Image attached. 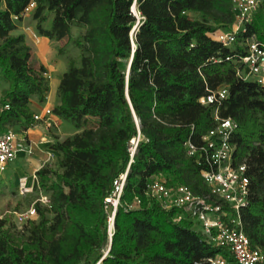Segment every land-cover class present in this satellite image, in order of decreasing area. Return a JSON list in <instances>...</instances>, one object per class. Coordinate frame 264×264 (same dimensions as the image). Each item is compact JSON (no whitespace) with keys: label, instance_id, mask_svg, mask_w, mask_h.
Here are the masks:
<instances>
[{"label":"trees","instance_id":"16d2710c","mask_svg":"<svg viewBox=\"0 0 264 264\" xmlns=\"http://www.w3.org/2000/svg\"><path fill=\"white\" fill-rule=\"evenodd\" d=\"M29 2L37 36L66 39L78 50L59 77L51 107L78 132L50 144L60 156L34 172L48 199L47 206L34 203L36 219L17 230L0 218V264H206L216 253L230 259L189 216L174 221L179 211L145 195L156 175L167 186L208 194L203 165L186 155L183 143L200 146L214 126L212 106L199 99L220 86L226 95L217 115L235 124L232 163H244L248 179L240 229L264 256V86L236 74L246 40L264 47V0L230 45L211 33L234 21L232 0H0L7 104L0 132L32 126L29 101L44 102L49 89L45 68L30 62L24 35L11 34ZM124 171L108 237L103 198ZM135 200L138 206L127 208Z\"/></svg>","mask_w":264,"mask_h":264},{"label":"built area","instance_id":"2783aa9c","mask_svg":"<svg viewBox=\"0 0 264 264\" xmlns=\"http://www.w3.org/2000/svg\"><path fill=\"white\" fill-rule=\"evenodd\" d=\"M259 0H232L234 21L227 30H217L211 33L214 40L223 45L234 42L238 33H243L245 24L250 22L251 16L258 6ZM34 7L29 2L22 11L27 15ZM15 19V17H13ZM34 38L35 35L33 34ZM246 53L240 58L241 69L236 73L243 79H252L258 85L264 86V47L254 40L245 41ZM4 84L0 80V112L7 109L2 102ZM226 89L223 86L209 91L199 99L202 105L212 106L214 126L201 136L200 146H194L185 141L186 155L201 161L203 167L200 172L203 183L207 186L208 194L198 196L192 194L184 185L167 186L160 175L153 176L146 185L145 195L164 209L177 210L179 213L174 221L181 216H189L196 229L210 243L222 247L229 254L227 259L216 253L206 259V264H262L263 253L258 248L249 245V241L240 229L239 210L245 205L247 197L248 179L245 176L244 163L233 164V145L229 138L235 129V124L229 118H220L216 106L225 97ZM55 115L51 108L44 106L40 111L32 113V126L40 124L44 129L55 125ZM29 128V127H28ZM138 137L129 141V159H131ZM30 146L25 142L24 135H16L11 130L0 132V190L3 188L8 166L19 153L30 152ZM125 174H119L112 180L111 188L103 198L106 221L108 223V237L111 234L113 217L122 192ZM33 177V176H32ZM25 177L18 180L16 190L18 194H31L38 191L32 188ZM48 205L47 196L40 193L24 210L14 212L13 224L17 230L29 221L36 219L34 203ZM135 200L127 208L137 207Z\"/></svg>","mask_w":264,"mask_h":264},{"label":"rangeland","instance_id":"374dc122","mask_svg":"<svg viewBox=\"0 0 264 264\" xmlns=\"http://www.w3.org/2000/svg\"><path fill=\"white\" fill-rule=\"evenodd\" d=\"M11 34L14 33L11 32ZM33 34L35 35L34 38L32 37ZM32 35H30L32 41L28 40L31 46L30 62L34 66H37L39 64L41 65V62H43L44 68L46 70L45 75L49 80V87L51 89V94L48 96L47 99L45 98L44 102L40 103L39 105L41 110L44 106H48L51 108L55 104L56 86L61 71H64L63 69H65V65L68 60L70 59L77 60L78 50L71 43L67 42L66 39H62L60 41H51V40L44 41V40H40L38 38L39 36H37L34 32L32 33ZM54 119H55V125H53L51 128L44 129L40 124H36V126L29 128H36L37 126H40V128L44 131L42 135L43 136L45 135V137L49 142V145L56 141H63L64 139H67L71 137L74 133L78 132V130L74 129L69 123L62 121L58 118H54ZM9 130L14 132L16 135L19 136L24 135V133H22L24 129L17 125L11 126ZM24 139L31 149L29 153L26 152L20 153V156L24 158L33 157V152L36 150V146L31 142L27 141L25 136ZM41 140L42 139L39 138L38 142H42ZM40 144L41 146H45L44 143H40ZM54 161H52V163L50 164H53ZM15 165L18 166L17 162L15 163ZM13 167L14 165H11L9 169L10 168L12 169ZM9 172L7 171V174ZM6 180L7 181L4 183L3 188L0 190V218H5L8 220V222L13 223L14 221L13 213L20 212L25 208H27V206L34 199L38 197L39 191H35L34 193L31 194H18L16 190L17 182L15 178L13 176H9V178ZM107 229H108V223L106 221V232Z\"/></svg>","mask_w":264,"mask_h":264},{"label":"crops","instance_id":"0c3cea01","mask_svg":"<svg viewBox=\"0 0 264 264\" xmlns=\"http://www.w3.org/2000/svg\"><path fill=\"white\" fill-rule=\"evenodd\" d=\"M34 32V24L30 18V14L24 15L22 17V20L20 21L18 27L12 31V33L15 34H23L25 44L31 49V46L28 42V40H31L30 35ZM35 33V32H34ZM40 40L48 41L44 37H38ZM41 65L44 67L43 62H41ZM64 70V69H63ZM61 71V70H60ZM59 71V72H60ZM63 71H61L62 73ZM61 75V74H60ZM48 86H49V80H48ZM55 88V87H54ZM51 94V89L49 87L48 93L46 96V99ZM29 108L31 112H36L40 110V103H38L35 98H31L29 101ZM47 103V102H46ZM47 105V104H46ZM56 117V116H55ZM57 118V117H56ZM44 131L40 128V126H37L36 128H26L22 133H24V136L26 137V140L31 142L36 146V150L33 152V157H27L24 158L20 156V153L16 158L13 160V162L8 166L7 171L9 172L4 179V183L7 181L6 179L9 178V176H13L18 182V180L22 177L26 178V182L32 186V188H37V182L36 178L34 176V172L41 167L43 164H50L52 161L57 159L60 155L59 153L51 150L49 148V142L45 135L43 136L42 133ZM42 139V142H38V139ZM40 143H44L45 146H41ZM23 160V161H22ZM17 162L18 166L15 165ZM11 165H14V167L9 169ZM33 176V177H32ZM4 186V184H3Z\"/></svg>","mask_w":264,"mask_h":264},{"label":"water","instance_id":"95a60500","mask_svg":"<svg viewBox=\"0 0 264 264\" xmlns=\"http://www.w3.org/2000/svg\"><path fill=\"white\" fill-rule=\"evenodd\" d=\"M131 9H132V10L134 9V5L131 6ZM133 117H134V115H133ZM134 120H135L136 125H137V121H136L135 117H134ZM137 128H138V126H137ZM107 250H108V249H107ZM107 250H106L105 252H107Z\"/></svg>","mask_w":264,"mask_h":264}]
</instances>
